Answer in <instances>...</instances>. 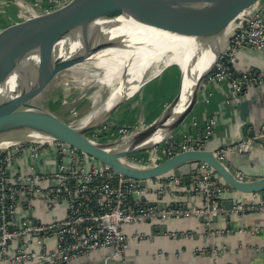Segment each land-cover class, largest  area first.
I'll return each mask as SVG.
<instances>
[{
	"label": "built area",
	"instance_id": "2783aa9c",
	"mask_svg": "<svg viewBox=\"0 0 264 264\" xmlns=\"http://www.w3.org/2000/svg\"><path fill=\"white\" fill-rule=\"evenodd\" d=\"M72 0H0L1 30L16 23L51 14ZM250 19L234 34L205 82H230L236 94L264 81L262 74L234 75L238 52L264 49V0L246 9ZM0 17V18H1ZM234 26V25H233ZM210 120L195 145L177 143L171 134L160 146L131 155L124 161L138 167H155L167 158L185 151L201 150L212 135ZM139 128L101 125L88 133L98 143L120 140ZM264 136V126L256 137ZM253 143L248 138L215 153L246 152ZM0 263L70 264L99 255L103 260L123 261L130 241L148 240L151 235L129 233L128 228L166 223L172 219H209L212 216L263 215L264 201L258 194L246 204L233 201L230 210L218 207L224 194L235 192L211 171L194 178L195 186L183 194L200 198L198 206L186 202L162 206L149 199L180 191L181 181L173 177L138 181L114 174L110 167L93 160L69 145L35 139L0 147ZM201 165V169H205ZM239 179H243L238 174ZM236 193V192H235ZM253 196H258L259 199ZM127 231V232H126ZM184 233H167L176 239ZM203 254V253H201Z\"/></svg>",
	"mask_w": 264,
	"mask_h": 264
},
{
	"label": "water",
	"instance_id": "95a60500",
	"mask_svg": "<svg viewBox=\"0 0 264 264\" xmlns=\"http://www.w3.org/2000/svg\"><path fill=\"white\" fill-rule=\"evenodd\" d=\"M259 0H72L65 7L44 16L16 23L0 31V142L10 135L13 143L35 139H50L76 149L80 153L111 168L114 174H122L136 181L141 187L146 181L169 177L179 179L182 192L195 186L194 178L205 171H211L212 179H217L238 194L252 196L258 194L264 201V175L249 178L242 174V168L251 166L250 154L255 149H264V136L256 137L253 130H247L251 108L255 102L249 101L245 91L237 94L233 108L238 110L242 130L246 137L216 149H201L181 152L165 159L155 167H138L126 161L125 157L137 155L160 146L179 126L199 101L206 79L216 62L229 45L234 34L247 25L250 19L246 9ZM124 23H132L149 29L179 34L182 27L202 23L195 34L184 69L179 68V90L174 100L176 109L162 114L148 125L139 128L129 136L109 143H98L88 138V133L107 123V120L90 125L75 132L69 123L63 122L52 113L33 105L31 102L46 87L50 80L63 69L53 71L44 68L37 72L28 85L14 87L27 71L25 64L36 53L64 49L85 52L104 48H125L132 40L119 34L124 31ZM236 28L227 34V29ZM220 44L213 64L198 75L195 65L208 57ZM25 70V71H24ZM144 84V83H143ZM142 84V85H143ZM141 85V86H142ZM252 87H260L254 84ZM141 88V87H140ZM139 88V89H140ZM139 91V90H138ZM261 129V128H259ZM25 139L18 140L19 136ZM23 137V136H22ZM28 137L30 139H28ZM253 138L246 152H224L221 159L216 152ZM196 141L191 144L194 146ZM187 144V143H186ZM2 152H0V157ZM205 165V169H201ZM238 174L243 179L238 178ZM188 199L191 198L187 194ZM232 200L220 201L218 207L230 210ZM229 215L225 218L229 219ZM217 217L200 218V222H215ZM162 231L165 228H161ZM89 258L78 264H125L122 261Z\"/></svg>",
	"mask_w": 264,
	"mask_h": 264
},
{
	"label": "crops",
	"instance_id": "0c3cea01",
	"mask_svg": "<svg viewBox=\"0 0 264 264\" xmlns=\"http://www.w3.org/2000/svg\"><path fill=\"white\" fill-rule=\"evenodd\" d=\"M229 28L232 33L236 27L232 25ZM236 61L233 68L235 76L242 72L264 76V49H241ZM173 81L174 85L170 88L172 94L160 99L155 98L156 93L148 96L145 88L152 83L148 81L141 86L137 96L131 97L114 110L105 125L142 128L156 120L178 94L179 72H174L173 77L171 75V83ZM259 85L257 88L248 86L244 89L246 98L255 102L254 106H250V117L247 118V123L251 124L247 130H253L255 135L264 126V81ZM235 99L237 94L230 82H205L198 103L183 125L172 133L175 141L184 144L196 141L210 120L213 122L212 135L206 149L213 150L245 138L238 110L233 108ZM127 119H131V124H127ZM249 159L252 165L242 168V174L252 179L264 175V149L253 150ZM253 197L259 199L258 196ZM149 199L162 206L176 199L178 202L184 200L188 208L200 204V198L191 196L188 199L181 190L154 198L150 196ZM231 199L246 204L252 196L235 192L222 196V201ZM127 231L151 235V238L140 242L130 241L122 258L125 264H264V218L255 213L230 216L229 219L217 217L215 222H200L194 218L172 219L156 225L134 226ZM171 232L185 234L171 239L165 235ZM93 257L98 258L97 255ZM80 261L70 264H78Z\"/></svg>",
	"mask_w": 264,
	"mask_h": 264
},
{
	"label": "bare ground",
	"instance_id": "6f19581e",
	"mask_svg": "<svg viewBox=\"0 0 264 264\" xmlns=\"http://www.w3.org/2000/svg\"><path fill=\"white\" fill-rule=\"evenodd\" d=\"M202 25V23H197L182 27L180 33L176 35L124 23V31L119 34L132 40L128 47L85 52L60 49L53 53H36L25 64L24 69L27 73L20 77L19 81H14V85L17 84L14 86L15 90L17 86L21 88L28 85L32 77L44 68H50L53 71L63 69L77 75L74 80L82 81V84L96 81L100 88H106L108 92L104 100L96 103L98 93H94L91 96L94 101L90 111L85 116L69 123L75 132H79L87 126L107 120L115 105L133 97L143 83L152 79L172 63L180 61L182 65L178 63V70L179 68L184 69L194 36ZM226 32L229 34L230 28ZM219 49H221L220 44L214 52L195 65L194 69L198 75L213 64ZM168 62L169 64L166 65ZM175 109L174 103L168 104L165 115L168 116ZM22 136H19L18 140L25 139V136ZM12 142L10 135H7L0 142V147L11 145Z\"/></svg>",
	"mask_w": 264,
	"mask_h": 264
},
{
	"label": "rangeland",
	"instance_id": "374dc122",
	"mask_svg": "<svg viewBox=\"0 0 264 264\" xmlns=\"http://www.w3.org/2000/svg\"><path fill=\"white\" fill-rule=\"evenodd\" d=\"M2 18L3 17L0 18V31L2 28L1 26H4L1 23ZM169 62L166 65H168ZM178 63L182 65V62L176 61L171 64L172 65L171 67L168 68L166 67L165 69L161 70L156 76H154L152 79L148 80L149 82L152 81V83H150L145 88L148 96L151 93L152 94L156 93L155 98L160 99V98L169 97L172 94L170 88L172 89V85H174V81L171 83V75L173 77L174 72L177 73L179 72ZM76 76L77 75L71 74L70 72L60 70L50 80V82L41 91V93L35 99L32 100L31 103L37 107H40L52 113L53 115L57 116L65 123H72L75 120L85 116L90 111L93 105L94 100L91 99V96L97 92L98 97L96 98L95 103L97 101L98 102L102 101L106 98L108 90L106 88H100V85L96 83V81H90L87 84L85 82H83L82 84V81H75L74 79L76 78ZM157 78L159 79L156 80ZM148 81H146L143 85L149 83ZM137 93L135 94L136 96ZM157 108L158 107H156L155 109ZM154 111L156 112L157 110ZM128 120L129 119H127L126 121L127 124L128 123L131 124L130 122L131 119L130 121Z\"/></svg>",
	"mask_w": 264,
	"mask_h": 264
}]
</instances>
